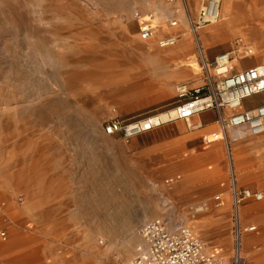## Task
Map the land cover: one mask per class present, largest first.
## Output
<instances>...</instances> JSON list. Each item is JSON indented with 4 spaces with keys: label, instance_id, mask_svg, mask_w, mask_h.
<instances>
[{
    "label": "rangeland",
    "instance_id": "obj_1",
    "mask_svg": "<svg viewBox=\"0 0 264 264\" xmlns=\"http://www.w3.org/2000/svg\"><path fill=\"white\" fill-rule=\"evenodd\" d=\"M236 1L238 12H247L251 0ZM201 2L0 0V243L21 239L23 264H129L139 229L156 218L191 228L209 253L230 254L232 205L230 213L229 205L221 210L213 197L222 194L220 205H226L232 176L239 187L264 195V168L248 169L264 164V156L252 163L246 149L236 148L250 137L233 145L221 141L218 158L216 149L205 152L218 144L205 142L217 125L195 143L172 140V130L160 132L175 122L187 130L184 121L130 139L104 133L113 121L134 123L172 111L180 103L176 86L206 84L202 59L211 63L209 54L220 48L242 41L264 63V20L247 18L239 33L204 46L200 35L211 26L194 35L189 25ZM161 7L182 17L181 28L160 21ZM135 11L156 13V38L170 28L180 42L160 49L156 39L141 41ZM192 63L199 69L188 77L184 69ZM209 74L213 83L211 68ZM262 207L264 200L249 201L238 212L250 264H264ZM250 226L256 230L246 232Z\"/></svg>",
    "mask_w": 264,
    "mask_h": 264
},
{
    "label": "built area",
    "instance_id": "obj_2",
    "mask_svg": "<svg viewBox=\"0 0 264 264\" xmlns=\"http://www.w3.org/2000/svg\"><path fill=\"white\" fill-rule=\"evenodd\" d=\"M221 3L222 0H202L197 15L189 21L190 32L196 35L199 30L219 22ZM132 19L138 22V36L141 41L156 39L157 47L160 49L170 48L176 44L178 37L173 34L156 38L158 31L154 25L153 13L142 14L135 11ZM178 23L177 20L168 21L171 28L177 27ZM239 54H242V57H239ZM251 55V50L237 41L236 46L216 56L211 63L207 61L202 63L206 84L195 89H190L184 84L176 86V97L180 103L172 110L173 114L168 113L169 117L165 122L155 125L150 119L128 124L113 121L105 126L104 133L108 136L121 134L130 139L174 121H184L187 129L193 130L199 126L192 125L194 117L213 110L218 113L216 121L218 130L211 134L215 136L214 141L219 140V134L224 135L231 130H241L245 136L252 138L264 136V105L250 110L241 108L246 99L264 93V63L240 71L234 69L235 63ZM210 68L216 77L213 83L210 80ZM224 110L229 111V114H222ZM222 196V194L214 196L213 201L220 205ZM230 198L233 241L228 256L222 257L207 252L205 244L197 234L182 223L175 224L173 228L169 219L156 218L146 222L139 229L140 244L136 247L129 264H250L242 251L243 231L238 212L248 201L261 202L264 195L247 187H238L232 176ZM255 230V226L245 229L246 232Z\"/></svg>",
    "mask_w": 264,
    "mask_h": 264
},
{
    "label": "crops",
    "instance_id": "obj_3",
    "mask_svg": "<svg viewBox=\"0 0 264 264\" xmlns=\"http://www.w3.org/2000/svg\"><path fill=\"white\" fill-rule=\"evenodd\" d=\"M238 2L239 1H236V0H234V1L233 0H222L221 9L223 10V12L226 15V17H234V16H239V15L249 16V15H251V13L253 11L254 12H257V11L264 12V4H262L261 6L257 7L256 6V0H251L250 6H249V9L247 10V12L239 13L238 12L239 7L237 8V3ZM167 10H169L172 13L170 8H167ZM172 15L175 16L173 13H172ZM176 17H179L180 19L182 18L180 15H177ZM223 28H226L224 30V32H226V33H222V36L220 38L216 39V40H213V39H211L209 37V33H208L209 30L202 31V33L200 35V38H199V40L202 42V45L208 46V45L213 44V43L224 42V41H226V38H228V37L230 38L232 35L235 34L236 31H239L237 26L235 27V26L227 25L225 27V25H224V26H219L218 27V29H223ZM173 33H174V31L171 32L170 34L166 33L165 35H167V34L171 35ZM178 41H177V44L180 42V41L179 42ZM184 45H187V46H184ZM230 46H229V48L227 50H221V48H220L218 51H216L214 53H210L208 57L210 59H212V61H213V59L216 56L229 51L232 48ZM170 48H166V49H170ZM173 50H174V48L169 50V51L172 53ZM189 50H190V46H188V43L181 45L180 51L182 53L186 54V53L189 52ZM181 55H183V54H181ZM180 58H182V57L180 56ZM258 58L253 54L250 57H247L245 59H242V60L238 61L237 63L234 64L235 71L244 70V69L251 68V67H254L256 65L262 64V63H257V61L259 60ZM202 61L204 62V61H207V60L205 58H203ZM184 71L187 72L188 77H192L194 75V72L189 70L188 67H186V69H184ZM195 86H198V83L195 84ZM260 105H264V93L246 99L245 101H243L241 108L243 110H250V109H254V108H256V107H258ZM222 114L228 115L229 111L224 110L222 112ZM217 117H218V113L216 111H213V110L212 111H206V112H203V113L199 114L198 116L194 117L193 120L197 121V123H198L197 125H199L195 129V131H192V130H189V129H187L188 130L187 131L182 124H179V123L174 121L175 123L170 124L169 125L170 127H163L160 130V132L166 131V130H168V131L172 130L173 133H174V135L170 136V138L172 140L179 141V142H187L188 141V142L195 143L196 141H200L201 140L203 133H206V132H208L210 130H214L215 129V127L217 125V122H216L217 121ZM235 137L236 136L233 137V132L228 131L227 133H225L223 135V137L221 138L220 141L214 142V143H218V144L215 145L213 143L214 145L211 148H209L210 149L209 151L205 150L206 155L209 156L210 154H213L214 150L216 149L217 150L216 153H217V156L219 158L220 153L222 152V149H221L222 145H223L222 142L225 145L226 144L233 145V143H237L239 141V140H235ZM261 137L260 138L259 137H256V138L250 137L249 141L242 143L241 144L242 146L238 145L236 147L237 149H240V148L246 149V153H247V155H249L250 159H252V163L254 161L262 162L261 159H262V156H264V136H261ZM241 140H243V139H241ZM177 156H180V154L177 155ZM169 160H179V158H171ZM262 168H264V164H261V163H258V162L255 163L254 165H251V166L249 165L248 166V169L250 170L251 173H256V171H261ZM235 183H236V181H235ZM247 188H249V187H247ZM249 189H251V188H249ZM251 190H253V189H251ZM253 191H258V190H253ZM224 197H225V195H224ZM229 199L230 198L228 197L226 205L222 204V205H219L218 207L219 208L226 207L225 209H227V207L229 205L228 209H229V213H230L231 204H229V201H231V199L230 200ZM248 203H249V201L247 203L243 204L242 206H244V205H246ZM199 209H201V208L200 207L197 208V210H199ZM202 210H204V208H202ZM230 217H231V214H230ZM175 224H177V223H175ZM242 241H243V238H242Z\"/></svg>",
    "mask_w": 264,
    "mask_h": 264
},
{
    "label": "bare ground",
    "instance_id": "obj_4",
    "mask_svg": "<svg viewBox=\"0 0 264 264\" xmlns=\"http://www.w3.org/2000/svg\"><path fill=\"white\" fill-rule=\"evenodd\" d=\"M157 11H158L157 14L156 13L155 14H156V16L159 17L160 21L168 22V21H173V20H177V21L180 20L179 17L173 16L172 13L169 10H167V7H165V8L161 7ZM247 18H251V19H255V20H264V12H260V11L254 12L253 11L251 13V15H249V16L239 15V16H234V17H226V15L224 14L223 10L220 9V20H219V22L216 23L217 25L216 24H213V26L210 25L211 28L209 29V32H208L209 33V37L211 39H213V40H216V39H218V38H220L222 36V33H226V32H224V30L226 28L218 29L219 26H224L225 25V27H226L227 25H229V26L231 25V26H235V27L237 26L238 27L241 24V22L243 20L247 19ZM180 22L184 23L183 20L180 21ZM218 23H220V24H218ZM159 24H160V22H159ZM180 26H181V24L179 26H177V28L180 27ZM170 28L168 30H164L161 33V35H165L166 33H171V32L174 31V30H172ZM237 33H239V31L235 32V34H237ZM240 42H242V41H240ZM240 45L244 46V43L242 42V44L240 43ZM140 52H141L140 56H143L144 58H146L147 61L151 60L148 52H146L145 50H140ZM239 57H242V54H239ZM195 65L196 64L192 63V66L190 67L191 71H193V72H196L197 68L199 69V66L196 65L197 66L196 67ZM168 113H170V115H171V114H173V111H170ZM168 113L161 114L159 116H155V117L149 118V119L151 120L152 124H155V125L157 123H163V122H165L168 119V117H169ZM231 132H233V137L236 136L235 140H241V139H244V137H245L244 133L241 130H231ZM211 134L206 138L207 144H211V143L217 142V141H214L215 136H213ZM222 137H223V135L219 134V140L218 141H220ZM223 204L225 205V201H224ZM223 208H225V207H223ZM262 208H264V207H262ZM198 211H202V208L197 210L196 212H198ZM261 211H262V213H259V214H261V215L264 214V210H261ZM262 222H264V221H262ZM201 240L205 244V249L207 250V248H208L207 242L205 240H203V239H201ZM219 256H221V255H219ZM225 256H222V257H225ZM0 257L5 259V261H4L5 264H23V241L21 239H17V240H13V241L11 240L7 244L6 243L5 244L0 243ZM27 264H34V262H30V263L28 262Z\"/></svg>",
    "mask_w": 264,
    "mask_h": 264
}]
</instances>
